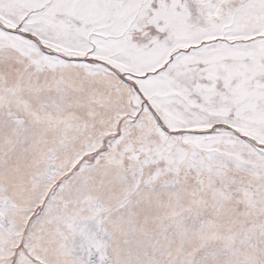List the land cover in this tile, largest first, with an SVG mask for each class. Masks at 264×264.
Here are the masks:
<instances>
[{"label":"snow or ice","instance_id":"6c2138e0","mask_svg":"<svg viewBox=\"0 0 264 264\" xmlns=\"http://www.w3.org/2000/svg\"><path fill=\"white\" fill-rule=\"evenodd\" d=\"M0 264H264V0H0Z\"/></svg>","mask_w":264,"mask_h":264}]
</instances>
